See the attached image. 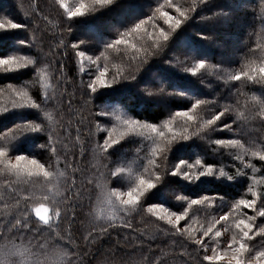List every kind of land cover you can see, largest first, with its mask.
Segmentation results:
<instances>
[{"label":"trees","instance_id":"1","mask_svg":"<svg viewBox=\"0 0 264 264\" xmlns=\"http://www.w3.org/2000/svg\"><path fill=\"white\" fill-rule=\"evenodd\" d=\"M81 2L83 15L69 18L68 10ZM168 4L0 0V22L21 25L0 32V58L34 62L0 70V147L8 149L0 158V264H227L229 241L238 237L235 221L256 216L254 231L264 227V80L232 79L264 63V0H171L186 18ZM161 12L182 23L164 27ZM160 28L170 34L157 48L145 33L158 35ZM198 61L205 67L194 74ZM103 69L112 83L96 84L91 92L88 86ZM16 92H27L41 106L13 105ZM197 101L202 104L192 110L194 121L176 115ZM122 112L165 137L140 132L105 150L114 117L103 114ZM224 112L216 124L206 123ZM166 125L176 132L171 144ZM18 154L53 175L17 176L6 165ZM189 165L204 174L184 175ZM209 165L211 174L205 172ZM141 175L154 187L136 205H120L116 195L126 199ZM254 198V208L232 211L240 199ZM192 200L201 203L189 207ZM41 203L51 209L47 224L35 215ZM185 208L179 224L161 218ZM225 212L229 220L215 224ZM209 224L215 228L205 238L200 230ZM246 243L245 262L256 264L264 236ZM217 253L228 255L204 260Z\"/></svg>","mask_w":264,"mask_h":264},{"label":"snow or ice","instance_id":"2","mask_svg":"<svg viewBox=\"0 0 264 264\" xmlns=\"http://www.w3.org/2000/svg\"><path fill=\"white\" fill-rule=\"evenodd\" d=\"M95 2L100 4V5H110V4H112L113 0H95ZM166 2L171 4V0H166ZM84 7H85L84 3L81 2L76 7L75 10L69 9L68 10V17L72 18V17H77L80 15H83L82 10L84 9ZM175 7H176V11L180 14V17L186 18L185 12L179 6H175ZM161 15L163 16L165 23L169 25L171 30H174L175 28H177L182 23V20L180 18L171 16L167 12H161ZM149 19L151 20L152 18L149 17ZM143 24H144L143 20H141L139 23H137L135 25V31L139 32L141 30V26ZM20 26L21 25H18L17 23H15L11 20H9L6 24L4 22H0V29H15V28L20 27ZM153 27H155V25ZM145 34L154 40V42L156 43V46L158 48L161 45V42L166 41L168 39V36L170 33L166 32L163 28H160L158 35L155 32H146ZM116 43L127 44L128 41L127 40H118V41H116ZM108 47H112V45L109 44ZM133 48H135V45H133ZM79 55L83 56L84 53L80 52ZM25 59H27V58H25ZM32 63H34V62L31 60H28L27 64H22L16 56L8 55V56H4L3 58H0V70H8V71L18 70L20 68L27 67L28 64H32ZM204 67H205V62L204 61H198L196 66L191 68L190 71L195 74L198 69H202ZM105 73H106V69L101 70L99 72V75L93 81V84H90L88 86V88L91 90V92H94L97 89L95 87L96 84H99L100 88H101V87H106L112 83L110 81L105 80ZM257 75H259L260 78L262 80H264V63H261L258 68L252 67L250 69V71L238 72V73H236L235 76L232 77V79L239 81V80H241L242 77H247V79H249V80H255ZM15 96L17 97V100L12 101L13 105L41 106V105L37 104V102L35 100H32V98L28 96L27 92H16ZM45 100H47V97H45ZM201 104H202L201 101H197L196 103H194L192 105L191 109H189L188 111H179L176 113V115L184 117L187 122H192L196 119V117L192 114V110L196 109ZM0 110H3V107H0ZM225 114H226V112L217 113L216 115H213L211 117V119L207 120L206 123L209 126L214 125V124H216L217 121L221 120V118ZM123 125H124V131L121 133V136L127 134L128 132L139 131V128L137 126L136 121L124 120ZM30 126L33 128V130L42 129L45 131V128L42 127V124H34V126L32 124ZM166 127L168 128V132L172 134L171 137L168 139V144H171L176 138V132L172 129L171 125H166ZM224 127H225V125H224ZM150 130L153 133H157V135L161 138L165 137L164 132H157V128L155 125H152L150 127ZM183 132L186 133L187 128H184ZM182 138L186 139V138H188V136L182 134ZM109 141H110V143H109ZM104 143L107 146V148L105 150H109V148L112 145H114L118 142L115 139H112V134L109 133L108 138L104 141ZM217 143L224 144L226 142L221 140V141H217ZM227 143L228 144H235L236 142L235 141H227ZM159 149H160V145L157 144L156 148L153 149V154L155 155ZM7 152H8V149L6 147H0V158H3ZM261 159H264V155H261ZM25 161H27V163H24ZM0 163H4V161L2 159H0ZM6 167L9 171L14 172L17 176L21 175L22 173L27 174L28 176H37V175L42 174L45 178H50L53 175L51 172L45 170L44 164L40 163L36 159H29V157L27 155H23V154L16 155L15 156V163L8 162ZM192 167H193L192 165H189V171L185 172L184 175L189 176L191 178L192 176H198V175L204 174V173H197V172L191 171ZM212 170H213L212 166L209 165L205 169V172L208 174H211ZM157 172H159L158 168H157ZM221 174H223V173H221ZM158 180H159V174H156L155 175V181H158ZM155 183L156 182H154L153 179H151V178L146 179L143 175H141L137 180L136 186L128 189L126 199L123 198V195H124L123 193L117 194L115 199H116V201L119 202L120 205H124V206L133 205L134 206L137 204L140 197L143 196L146 191H148L149 189L154 187ZM249 191L252 192L253 197L257 196L256 191H254L252 189H249ZM44 199H47V198L44 197ZM200 203H201L200 200H192L189 202V207H191L192 205H199ZM256 203H257V201L255 198L251 199V200L240 199L237 204L233 205L232 211H237L241 206L252 209L256 206ZM157 206L163 208V206H161V205H154V207H157ZM41 210H43V213H45V214H38L41 212ZM149 210L151 211V209H149ZM50 211H51V209H49L45 204L41 203L35 208V215L39 220H41L45 224H47L48 220L50 219V217L47 215V213H49ZM165 212H167L166 209H165ZM187 215H188V208H185L183 213L178 214L176 212H172L168 216L161 217V218L162 219L166 218L167 223L170 225H176V224H179V222L184 221L185 217ZM229 215L230 214L228 212H225L223 215H221L219 217V220H217L215 222V224H220L221 221L227 222L229 220ZM259 215L261 217H264V208H262L260 210ZM172 217H174L175 219L173 220ZM255 220H256V216H248L247 219H238L235 221V229L238 230V237L239 238L237 237V235H233L231 237V240L229 241V247L231 249V254H230V259H228V261H227V264H246L245 259H244V254L249 250V245L246 243V241L253 239V237L255 235L264 236V227H260L254 231ZM215 224H209L206 230H204V229L200 230V231H202L203 237H205V238L208 237L209 234L214 231ZM186 231H188V229H186ZM215 236L220 237L221 232L218 230L215 231ZM193 240H194V243L196 245L202 244L201 239H196L193 236ZM227 255H228V253H225V255H221V254L217 253L215 256H205L204 260L209 261V262H211L213 260L221 261V260H224ZM256 256H257L256 264H264V251L257 252ZM249 264H251V262H249Z\"/></svg>","mask_w":264,"mask_h":264},{"label":"rangeland","instance_id":"3","mask_svg":"<svg viewBox=\"0 0 264 264\" xmlns=\"http://www.w3.org/2000/svg\"><path fill=\"white\" fill-rule=\"evenodd\" d=\"M169 5L170 4H168V8H169ZM170 9L171 10H174V11H176V7H175V5L173 6L172 4H171V7H170ZM172 16V15H171ZM148 25L149 26H154V25H156L155 24V22H152V21H150L149 23H148ZM165 26L164 27H168L169 25L168 24H164ZM156 27V26H155ZM170 28V27H169ZM2 30L3 29H0V32H2ZM103 116H108V117H114V120L112 121L113 122V124L112 125H110V127H108V129H109V133H111L112 134V139H115L117 142H119V141H121V140H123V139H125V138H127V137H131V136H136V135H138L140 132H152L151 130H150V127H149V125H147V124H144V123H142V122H138V121H136L137 122V126H138V128H139V131H136V132H128L127 134H125V135H123V136H121V133L124 131V125H123V121L124 120H132V121H135L134 119H132L127 113H124V112H122V113H115V114H112L111 115V113H107V114H103ZM38 214H45V213H43V210H41V212L40 213H38ZM175 219V218H174Z\"/></svg>","mask_w":264,"mask_h":264}]
</instances>
